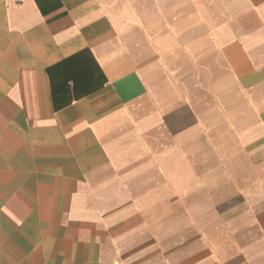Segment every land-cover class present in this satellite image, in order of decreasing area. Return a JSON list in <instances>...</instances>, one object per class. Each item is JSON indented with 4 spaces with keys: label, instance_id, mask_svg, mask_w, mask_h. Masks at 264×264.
I'll list each match as a JSON object with an SVG mask.
<instances>
[{
    "label": "crops",
    "instance_id": "crops-1",
    "mask_svg": "<svg viewBox=\"0 0 264 264\" xmlns=\"http://www.w3.org/2000/svg\"><path fill=\"white\" fill-rule=\"evenodd\" d=\"M0 264H264V0H0Z\"/></svg>",
    "mask_w": 264,
    "mask_h": 264
}]
</instances>
